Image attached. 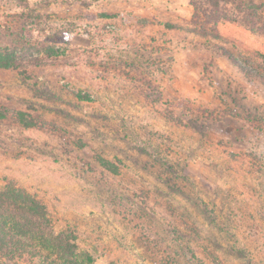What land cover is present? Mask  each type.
Segmentation results:
<instances>
[{"label": "rangeland", "instance_id": "374dc122", "mask_svg": "<svg viewBox=\"0 0 264 264\" xmlns=\"http://www.w3.org/2000/svg\"><path fill=\"white\" fill-rule=\"evenodd\" d=\"M200 3L0 0V188L90 264H264V0Z\"/></svg>", "mask_w": 264, "mask_h": 264}, {"label": "trees", "instance_id": "16d2710c", "mask_svg": "<svg viewBox=\"0 0 264 264\" xmlns=\"http://www.w3.org/2000/svg\"><path fill=\"white\" fill-rule=\"evenodd\" d=\"M202 8L211 9L229 4L247 6L246 9L256 20V8L245 5L244 0H202ZM251 1V0H249ZM254 1V0H252ZM255 9V10H253ZM205 12V13H204ZM207 22H211L209 11H203ZM238 23L225 17L215 23ZM246 24V21H243ZM250 27L255 21L247 22ZM10 64L2 63L0 69H9ZM0 108V120L4 119ZM226 249H230L229 247ZM38 259L41 264H90L92 258L88 253L78 251L75 238L67 231L55 232L45 204L36 196L26 191L5 185L0 188V257L13 263L24 255ZM7 263V264H8Z\"/></svg>", "mask_w": 264, "mask_h": 264}]
</instances>
